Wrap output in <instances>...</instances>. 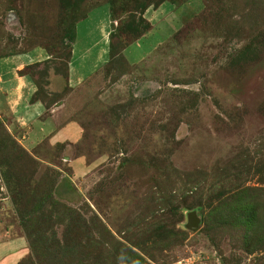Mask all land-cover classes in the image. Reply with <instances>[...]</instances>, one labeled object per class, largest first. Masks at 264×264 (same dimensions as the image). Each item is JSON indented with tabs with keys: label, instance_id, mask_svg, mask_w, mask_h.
<instances>
[{
	"label": "rangeland",
	"instance_id": "obj_1",
	"mask_svg": "<svg viewBox=\"0 0 264 264\" xmlns=\"http://www.w3.org/2000/svg\"><path fill=\"white\" fill-rule=\"evenodd\" d=\"M0 244L264 264V0H0Z\"/></svg>",
	"mask_w": 264,
	"mask_h": 264
},
{
	"label": "crops",
	"instance_id": "obj_2",
	"mask_svg": "<svg viewBox=\"0 0 264 264\" xmlns=\"http://www.w3.org/2000/svg\"><path fill=\"white\" fill-rule=\"evenodd\" d=\"M31 107H33V109H37V108H39V106H38L37 103L32 104ZM37 110H38V109H37ZM38 111H39V110H38ZM16 241H18L17 244H19V245H20V244H22V245L24 244V243L22 242V241H23L22 239H17ZM3 244H4V243H3ZM3 244H2V245H3ZM6 244H7V243H6ZM2 245L0 244V251L2 250V248H1ZM7 245H8V244H7ZM24 246H25V245H24ZM25 249H26V247H25ZM9 255H10V254H9ZM22 255H23V254H22ZM12 256H13V253H12L11 257H12ZM20 256H21V255H19V254H18L17 256H15V260H14V261L18 260ZM9 257H10V256H9ZM14 263H15V262H14ZM1 264H2V263H1Z\"/></svg>",
	"mask_w": 264,
	"mask_h": 264
},
{
	"label": "water",
	"instance_id": "obj_3",
	"mask_svg": "<svg viewBox=\"0 0 264 264\" xmlns=\"http://www.w3.org/2000/svg\"><path fill=\"white\" fill-rule=\"evenodd\" d=\"M197 226H198V218L194 213H192L190 215V222H189L188 227L191 229H196Z\"/></svg>",
	"mask_w": 264,
	"mask_h": 264
}]
</instances>
